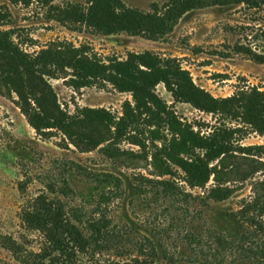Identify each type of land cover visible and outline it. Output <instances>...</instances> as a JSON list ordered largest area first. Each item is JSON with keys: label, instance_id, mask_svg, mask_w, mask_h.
Listing matches in <instances>:
<instances>
[{"label": "rangeland", "instance_id": "rangeland-1", "mask_svg": "<svg viewBox=\"0 0 264 264\" xmlns=\"http://www.w3.org/2000/svg\"><path fill=\"white\" fill-rule=\"evenodd\" d=\"M169 1L124 0L144 12ZM65 2L85 0L54 4ZM192 4L173 31L156 41L126 32L102 35L85 26H65L47 19L48 9L37 2L26 6L9 0H0V7L11 13L9 24L0 30H14L13 40L28 53L63 41L87 46L104 61L125 60L129 53L145 51L176 58L194 83L215 98L254 88L264 92V63L251 58L264 57V0ZM5 64L8 61L0 58V65ZM0 89V237H12L21 246L14 254L0 245V264L39 263L45 240L21 220L24 207L39 194L58 198L69 220L89 238L75 250L74 264H260L264 215L259 216L255 204L264 203V134L239 120L175 102L159 84L155 94L183 127L190 126L201 136L216 127L242 128L231 138L235 151L211 163L205 187L193 188L179 165L190 164L192 156L166 129V116L159 108H154L155 116L161 112L158 121L143 120L140 133L121 140L104 122L80 116L81 110L103 109L118 122L126 102L135 106L131 93L110 83L75 89L68 78H47L46 84L32 80L36 105L63 124L38 134L16 105L17 95L2 85ZM247 147L253 150L244 151ZM166 165L174 176L164 175ZM142 177L173 180L191 197L166 198ZM213 189L224 197L222 201L208 198Z\"/></svg>", "mask_w": 264, "mask_h": 264}, {"label": "trees", "instance_id": "trees-1", "mask_svg": "<svg viewBox=\"0 0 264 264\" xmlns=\"http://www.w3.org/2000/svg\"><path fill=\"white\" fill-rule=\"evenodd\" d=\"M9 1L26 6L37 2L48 9L47 19L65 26H85L102 35L126 32L156 41L173 31L178 19L193 7L194 0H170L162 7L155 6L151 12L129 7L124 0H85L83 4L65 2L62 5L54 4L58 0ZM10 20L9 9L0 7V26L8 25ZM13 34L14 30H0V58L8 61V64L0 65V86L17 95L16 105L38 134L62 128L63 125L46 115L40 105H36V97L31 90L32 80L46 84L47 78H68L70 86L75 89L105 87L110 83L120 92L131 93L135 106L126 102L124 115L118 122L103 109L81 110L82 119L94 118L114 128L116 139L121 140L126 135L140 133L143 120L148 123H152L151 118L158 121L157 115L163 112L166 116V129L181 139L192 156L190 164L181 161L179 165L184 169L185 181L193 188L205 187L212 174L211 163L235 151L231 138L242 131V128L216 127L207 136H201L190 126L183 127L174 113L155 94L159 84L165 86L175 102L190 104L202 112L239 120L252 131L264 134V92L255 88L239 91L229 98H215L194 83L190 72L176 58H162L154 52L145 51L129 53L125 60L104 61L92 54L87 46L76 47L63 41L53 42L36 53H28L13 40ZM251 58L264 63L262 56L251 54ZM154 108L161 110L156 116ZM146 125L152 127V124ZM197 149L201 153L196 154ZM243 150L250 153L253 148L247 147ZM164 167V175H175L176 172L169 165ZM142 178L157 186L166 198L182 195L191 197L173 180ZM208 198L215 201L224 199L216 189L208 194ZM251 206L252 204L248 205ZM255 211L259 212V216L264 215V203L255 204ZM21 220L26 229L39 232L45 240L44 253L37 255L38 264H45L46 260L50 264H74L75 250L84 247L89 241L69 220L64 204L58 198L39 194L24 207ZM0 245L14 254L21 249L20 244L9 236L0 237ZM259 257L260 264H264V248L259 250Z\"/></svg>", "mask_w": 264, "mask_h": 264}]
</instances>
